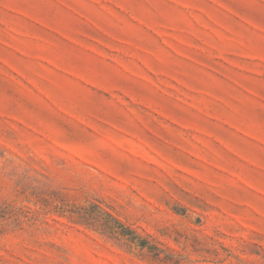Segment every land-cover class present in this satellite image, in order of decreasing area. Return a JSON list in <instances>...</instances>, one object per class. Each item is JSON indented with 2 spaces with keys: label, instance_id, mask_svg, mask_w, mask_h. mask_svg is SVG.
Here are the masks:
<instances>
[{
  "label": "rangeland",
  "instance_id": "obj_1",
  "mask_svg": "<svg viewBox=\"0 0 264 264\" xmlns=\"http://www.w3.org/2000/svg\"><path fill=\"white\" fill-rule=\"evenodd\" d=\"M0 264H264V0H0Z\"/></svg>",
  "mask_w": 264,
  "mask_h": 264
}]
</instances>
